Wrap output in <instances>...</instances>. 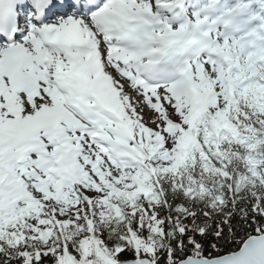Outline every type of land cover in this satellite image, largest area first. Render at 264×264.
I'll use <instances>...</instances> for the list:
<instances>
[{"label": "snow or ice", "instance_id": "snow-or-ice-1", "mask_svg": "<svg viewBox=\"0 0 264 264\" xmlns=\"http://www.w3.org/2000/svg\"><path fill=\"white\" fill-rule=\"evenodd\" d=\"M0 264H264V0H0Z\"/></svg>", "mask_w": 264, "mask_h": 264}]
</instances>
